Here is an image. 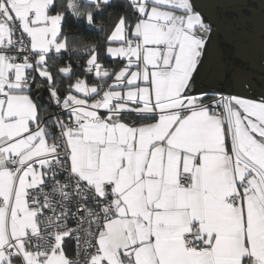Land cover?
<instances>
[{
	"label": "snow or ice",
	"instance_id": "6c2138e0",
	"mask_svg": "<svg viewBox=\"0 0 264 264\" xmlns=\"http://www.w3.org/2000/svg\"><path fill=\"white\" fill-rule=\"evenodd\" d=\"M212 34L193 0H0V264H264V94Z\"/></svg>",
	"mask_w": 264,
	"mask_h": 264
},
{
	"label": "water",
	"instance_id": "95a60500",
	"mask_svg": "<svg viewBox=\"0 0 264 264\" xmlns=\"http://www.w3.org/2000/svg\"><path fill=\"white\" fill-rule=\"evenodd\" d=\"M193 3L199 11V6L215 8V15L211 18H205L206 20H211L213 25V35L216 40L220 38L225 41L236 42L237 39L234 36L235 33L243 31V28L240 27L239 19L234 12L220 10L224 6L243 4L253 11L260 12L264 17V0H193ZM242 79L250 82L252 90L260 95L264 94L262 89L259 90V88L255 87L254 82L250 77H242Z\"/></svg>",
	"mask_w": 264,
	"mask_h": 264
},
{
	"label": "crops",
	"instance_id": "0c3cea01",
	"mask_svg": "<svg viewBox=\"0 0 264 264\" xmlns=\"http://www.w3.org/2000/svg\"><path fill=\"white\" fill-rule=\"evenodd\" d=\"M195 5V4H194ZM198 5V4H197ZM199 6V5H198ZM200 7V11L202 12V13H204V15H205V12H204V8L203 7H201V6H199ZM248 8L246 5H243V4H239V5H227V6H224L223 8H221L220 10H222V11H231L232 13L234 12L235 13V15L238 17V19H239V22L242 24V19H241V15H240V12L241 13H244L245 14V12H246V14L247 15H253L250 11L252 10H248V9H250V8H248V9H246V8ZM253 11V10H252ZM254 12H256V11H254ZM256 14H259L261 17L260 18H262V26H264V17L260 14V12H256ZM205 17H206V15H205ZM207 18V17H206ZM244 30H245V28H248L249 30H250V28H251V26H247V24H245V25H243V26H241ZM253 27V26H252ZM237 33V32H236ZM236 33H235V38L237 39L236 40V42H233L232 43V45H233V47H234V50H233V53H234V56H235V58H237V59H239V61H240V64L239 65H237V66H245V69L247 70V69H250V72H251V74H250V78L253 80V82H254V85H255V87H257V88H259V90L260 89H264V82H263V79H260L258 76H260V77H263L264 78V72L262 71V67H264V33H263V36L262 35H257V40L259 41V45H261V49L257 52V55H258V58L260 59V60H258V63H259V65L257 64L256 66H253L252 65V63H251V60L249 59V58H245L243 55H246V54H248V55H254L253 54V51L251 52V51H246V52H244V50L242 49V44L240 45V44H238V41H239V36L238 35H236ZM244 40H242V42H243ZM214 42H215V45H216V48H217V50H218V46H217V42H216V38L214 37V35L212 34V38H211V43H212V45H213V48H214ZM246 43V42H245ZM248 43V42H247ZM237 44L240 46L239 47V49L237 50ZM238 51V52H237ZM214 52H215V54H216V57H217V59H218V61H219V63L220 64H222L223 66H224V68H225V71H226V74L229 76V78H231V76L233 75V73L234 72H236V68H235V66H233L231 69V72L229 73L227 70H226V66H225V64H224V61H223V59H222V56L220 55V58L218 57V55H217V52H216V50H215V48H214ZM218 52H219V50H218ZM249 52H250V54H249ZM219 54H220V52H219ZM261 67L260 69H255V68H252V67ZM256 74V75H253V74ZM228 81V83H230L231 84V80L229 79V80H226L225 81V83ZM229 90H231V88L229 89ZM62 94V93H61ZM63 95V94H62ZM248 95V97L249 98H255V99H258L260 96L258 95V94H255V92H252V93H250V94H247Z\"/></svg>",
	"mask_w": 264,
	"mask_h": 264
},
{
	"label": "rangeland",
	"instance_id": "374dc122",
	"mask_svg": "<svg viewBox=\"0 0 264 264\" xmlns=\"http://www.w3.org/2000/svg\"><path fill=\"white\" fill-rule=\"evenodd\" d=\"M203 8H204V12H205V15L207 18H211L215 15V8H213V7H210V8L209 7H203ZM246 9H248V8H246ZM248 10L250 11L251 9H248ZM250 12L253 15L250 16V15H247L246 12H245V14L240 12L241 19H242V24L240 23V27L247 24V26H251L250 30L248 28H245V30L243 29V31H241V32L238 31L239 33H236V35H238L240 38L238 41V44L243 45L242 49L244 50V52H246V51L252 52L253 51V54H254L253 56L252 55L250 56L248 54L243 55V56L246 59L249 58L251 60L252 65L256 66L257 64L259 65L258 60H260L258 58L257 52L261 49V45L258 44L259 41L257 40V35L259 34V35L263 36L264 26H262L263 22H262V18H260L261 16L259 14H256V12H254L252 10ZM242 40H244V41L242 42ZM238 44H237V50L240 47ZM214 48L217 52L218 57L220 58V54L216 48L215 42H214ZM249 54H250V52H249ZM235 68H236V72H234L233 74H235L239 79H242V77H249L251 74L250 69L246 70L245 66H243V67L242 66L241 67L235 66ZM252 68H255V67H252ZM256 68L260 69L261 67L259 66ZM261 69L264 72V67H262ZM253 75H256V74H253ZM258 77L260 79H263V82H264L263 77H260V76H258ZM262 90L264 91V89H262ZM252 92H255V91L251 89L246 94H250ZM255 94H258L260 96V94L257 92H255Z\"/></svg>",
	"mask_w": 264,
	"mask_h": 264
},
{
	"label": "trees",
	"instance_id": "16d2710c",
	"mask_svg": "<svg viewBox=\"0 0 264 264\" xmlns=\"http://www.w3.org/2000/svg\"><path fill=\"white\" fill-rule=\"evenodd\" d=\"M119 13L116 11H110L109 15L105 17V20L107 23H111L113 19H115V17L118 15ZM73 30H76L78 27H82V26H77L75 24L71 25ZM217 42V46H218V50L220 52V55L222 56V59L224 61V64L226 66V70L230 73L231 72V68L233 66H237L240 64L239 59L235 58L233 50L234 47L232 44L227 43L225 40H222L220 38H218L216 40ZM75 63V62H74ZM77 74L78 70H77ZM91 79H89V83H91ZM225 88L230 89V83H228V81L225 83ZM61 93L63 94V90H61Z\"/></svg>",
	"mask_w": 264,
	"mask_h": 264
},
{
	"label": "flooded vegetation",
	"instance_id": "af4514ba",
	"mask_svg": "<svg viewBox=\"0 0 264 264\" xmlns=\"http://www.w3.org/2000/svg\"><path fill=\"white\" fill-rule=\"evenodd\" d=\"M227 43H229V44H232L233 42H230V41H226Z\"/></svg>",
	"mask_w": 264,
	"mask_h": 264
}]
</instances>
